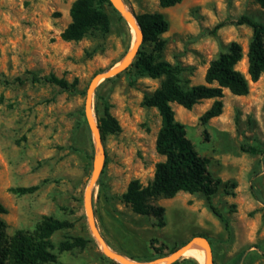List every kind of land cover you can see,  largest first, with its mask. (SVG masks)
<instances>
[{"label":"rangeland","instance_id":"obj_1","mask_svg":"<svg viewBox=\"0 0 264 264\" xmlns=\"http://www.w3.org/2000/svg\"><path fill=\"white\" fill-rule=\"evenodd\" d=\"M74 1L0 0V203L8 210L3 218L9 236L20 229L35 231L44 217L70 224L51 237L57 261L44 264H121L103 252L85 208L99 158L85 101L92 79L119 65L129 52L134 31L107 8L108 34L66 40ZM123 1L136 16L165 15L169 30L163 35L162 60L180 69L184 85L204 84L210 62L232 42L243 48L238 69L248 78L246 53L253 30L237 22L247 16L264 24V9L256 0H183L167 9L159 0ZM49 75L77 81L76 87L65 91L34 80ZM161 82L133 68L96 89L97 121L108 107L121 128L101 134L105 162L91 193L99 233L111 251L136 264L169 257L198 238L209 242L213 264H264V154L242 151V146L264 150V76L250 82L247 96L225 90L223 114L206 126L200 118L212 100L190 111L172 104L196 151L210 160L212 177L222 182L213 202L228 228L202 194L180 192L155 200L166 209L164 227L154 217L137 215L122 199L133 180L150 185L164 161L155 148L161 118L155 108L143 105L144 95ZM32 187L37 189L31 193L13 191ZM75 238L84 246L59 250L61 242ZM171 264L203 263L182 256Z\"/></svg>","mask_w":264,"mask_h":264},{"label":"trees","instance_id":"obj_2","mask_svg":"<svg viewBox=\"0 0 264 264\" xmlns=\"http://www.w3.org/2000/svg\"><path fill=\"white\" fill-rule=\"evenodd\" d=\"M182 1L159 0V5L167 9ZM256 2L264 9V0ZM107 8L118 14L119 19L127 25L113 8L110 0H75L69 11L71 22L63 33L64 39L80 41L94 33L108 34L111 31L112 20ZM136 18L143 42L128 70L135 68L141 76L162 79L158 89L144 95L143 105L155 108L161 118L155 148L164 161L157 165L154 180L150 185L143 186L139 180H133L122 199L134 213L154 217L158 221V226L164 227L166 209L156 205L155 200L172 199L180 192L202 194L210 210L228 228L226 219L213 202L218 186L222 182L212 177L209 172L210 160L200 156L196 151L187 137L186 127L176 120L172 104L176 103L190 111L202 101L212 100V105L200 118L202 125L206 126L212 119L223 114L225 90L234 96H247L250 92V82L256 83L264 76V24L247 16L241 17L237 22L239 25H248L253 30L246 53L248 78L238 69L244 58L243 48L240 44L232 42L226 52L210 62L204 84L188 87L182 83L180 69L162 60L166 44L163 35L169 30V22L165 15L160 12L143 13ZM148 47L151 49L148 50ZM34 80L55 85L65 91H71L77 83V81L75 84L69 83L55 75ZM98 122L102 135L115 134L121 129L118 121L109 113L108 107ZM242 151L264 154V150L251 146H242ZM36 189L19 188L13 191L26 194ZM7 213L6 207L0 203V264L55 263L58 258L53 252L55 245L51 237L57 231L70 227V224L54 217H44L35 231L20 229L9 236L8 225L3 218ZM82 246L84 241L80 238L67 239L60 243L59 250L71 251Z\"/></svg>","mask_w":264,"mask_h":264},{"label":"water","instance_id":"obj_3","mask_svg":"<svg viewBox=\"0 0 264 264\" xmlns=\"http://www.w3.org/2000/svg\"><path fill=\"white\" fill-rule=\"evenodd\" d=\"M110 2L112 4L113 8L121 15V17L127 23L128 27L131 30V33L133 30H135V32H136V43L134 46L131 47V49L126 54V56L121 60L119 65L107 70L104 73L96 75L92 79V81L89 85L88 91H87L86 101H85V113H86L87 121H88L89 126L91 128V132L93 135V139H94L96 149L99 152V158H98V163L95 167V171L93 173L91 182H90V184L86 190L85 208H86V212H87V215L89 218V222H90L92 232H93L94 236L96 237L97 241L99 242V244L101 245L102 250L106 254V256H108L109 258L117 260L121 264H134L133 261L125 259L121 255L111 251V249L105 243L103 237L101 236V234L99 233V231L96 227L94 216H93V211L91 208L92 188L95 186L96 182L98 181L100 174L102 172L103 166H104V162H105V152H104L103 145H102L101 130H100L98 121L95 117V114L93 113L92 101H93V98L95 96L96 89L102 81L118 76L119 74L123 73L124 71H126L131 66V64L133 63L134 59L136 58L138 50H139V48L143 42V35L141 32L139 23L137 21L136 15L130 9H128L127 5L124 3L123 0H110ZM194 243H199L204 248L205 254H206L205 264H213V254H212L210 244L204 238L194 239L193 241H191L187 245H185L183 248L174 252L171 256L156 260L152 264H156L160 261H165L166 264H171L172 262H174V261L180 259L182 256H184V253Z\"/></svg>","mask_w":264,"mask_h":264},{"label":"bare ground","instance_id":"obj_4","mask_svg":"<svg viewBox=\"0 0 264 264\" xmlns=\"http://www.w3.org/2000/svg\"><path fill=\"white\" fill-rule=\"evenodd\" d=\"M134 32V37H133V45H135L136 43V33L135 30H133ZM184 257H188V258H192L195 259L196 261H199L203 264H205L206 262V254L205 251L203 250L202 246L199 243H194L185 253H184ZM162 262L165 261H160L158 262L159 264H163ZM156 263V264H158ZM135 264V263H134Z\"/></svg>","mask_w":264,"mask_h":264}]
</instances>
